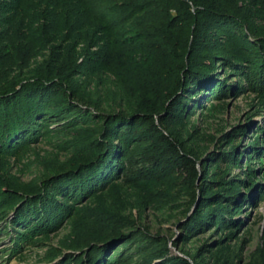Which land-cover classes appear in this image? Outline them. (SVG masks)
Returning <instances> with one entry per match:
<instances>
[{"label":"rangeland","instance_id":"rangeland-1","mask_svg":"<svg viewBox=\"0 0 264 264\" xmlns=\"http://www.w3.org/2000/svg\"><path fill=\"white\" fill-rule=\"evenodd\" d=\"M128 1L150 0H9L0 14V80L49 74L84 111L81 120L53 122L33 143L0 153V193L30 190L78 162L97 126L86 109L162 113L184 54L175 43L181 47L190 29L182 23L165 31L172 42L153 51L148 35L169 29L173 2L155 0L157 7L133 16L122 8ZM246 1L264 33V0ZM219 64L224 91L198 92L168 131L198 161L201 178L249 185L239 204L203 209L200 198L194 204L201 178L196 184L177 174L137 184L120 179L81 202L59 198L70 211L53 227L28 233L0 223V264H63L79 257L88 240L111 236L92 264H264V97ZM218 208H225L223 219L209 216ZM201 214L202 227L186 230ZM9 215L15 219V211Z\"/></svg>","mask_w":264,"mask_h":264},{"label":"trees","instance_id":"trees-1","mask_svg":"<svg viewBox=\"0 0 264 264\" xmlns=\"http://www.w3.org/2000/svg\"><path fill=\"white\" fill-rule=\"evenodd\" d=\"M155 2L128 1L121 7L126 8L124 13L134 16L157 7ZM172 2L171 19L165 25H170L169 29L158 26L154 36L148 35V40L155 42L152 50L159 52L166 42H172L171 35L165 31L171 32L182 23L190 29L181 47L175 43L184 54L180 55L175 85L162 113L112 111L100 114L86 109L87 115L92 113L97 118V126L86 141L83 157L30 190L14 188L1 192L0 223L9 221L15 231L24 229L28 233L53 227L70 211L64 202H81L120 179L126 184H137L177 174L194 184L198 182L201 178L198 161L182 148L179 140L168 131L169 127L180 114L190 109L198 92L224 91L219 80L221 76L216 74L219 63L237 72L250 90L264 97V33L255 24L257 18L244 8L246 0ZM117 6L115 8L119 9ZM9 7V0H0V14ZM75 99L64 84L49 74L0 80V153L33 143L42 127L53 122L81 120L84 109ZM224 157L233 160L231 156ZM240 181L226 184L201 178L200 193L193 196L194 204L200 198L203 209L206 205L226 201L234 206L243 195L244 187H249ZM224 209L211 210L209 216L223 219L220 213ZM6 211H15V219L7 220L10 212ZM201 216L192 218L186 230L192 233L200 229L206 218L201 219ZM115 237L88 240L79 247L83 252L79 257L69 255L63 264H92V260L106 253L102 251V244Z\"/></svg>","mask_w":264,"mask_h":264}]
</instances>
